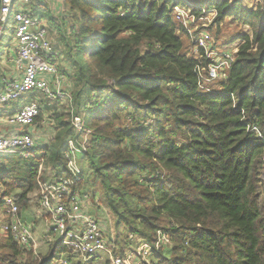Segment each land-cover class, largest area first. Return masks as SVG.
I'll return each instance as SVG.
<instances>
[{"label": "trees", "instance_id": "16d2710c", "mask_svg": "<svg viewBox=\"0 0 264 264\" xmlns=\"http://www.w3.org/2000/svg\"><path fill=\"white\" fill-rule=\"evenodd\" d=\"M63 4L73 11L56 60L72 83L66 116L86 112L84 129L92 135L84 159L116 227L152 244L157 231L167 234L171 255L160 251L153 264H264V138L247 132L255 126L264 137V9L258 0L197 3L216 11L210 28L219 30L226 19L240 28L222 44L235 58L227 78L211 85L216 94L198 87L195 67L209 63L202 49L192 55L193 44L171 15L185 5L180 0ZM47 10L32 4L34 15ZM55 129V141L36 147L32 160L0 157V199L15 192L19 211L28 207L37 180L47 178L36 160L48 168L63 162L60 144L72 134L70 121L61 119ZM55 249L24 255L10 234L0 235V264H53ZM66 256L68 264H85Z\"/></svg>", "mask_w": 264, "mask_h": 264}, {"label": "built area", "instance_id": "2783aa9c", "mask_svg": "<svg viewBox=\"0 0 264 264\" xmlns=\"http://www.w3.org/2000/svg\"><path fill=\"white\" fill-rule=\"evenodd\" d=\"M34 1L0 0V34L10 22L16 43L14 56L10 60L14 72L7 77H0V157L26 161L34 158L32 151L38 147L33 134L42 108L37 98L25 102L21 107H13L12 104L29 93L40 94L51 102L65 100L69 107L72 102L66 89L65 77L53 63L59 53L53 51L48 38V21L32 13ZM37 1L43 7L50 6L49 0ZM180 1L185 5L173 7L171 15L176 25L185 31L187 40L193 44L192 55L202 49L209 63L206 68L201 67L200 62L195 67L198 87L208 94H216L211 85L227 78L235 57L229 48H213L212 43L215 41L210 35L213 29L210 26L216 11H208L187 0ZM258 2L264 9V0ZM194 8L200 11L199 17L195 16ZM51 10L55 15L60 12L56 8ZM209 52L214 53L215 57H209ZM6 108L11 109L3 114ZM70 124L72 134L66 140L62 164L47 168L46 180L36 182L35 191L38 193L34 194V191L27 196L28 204H33L31 207L35 217L44 226L47 241L56 247L58 263L68 264V260L59 252L64 249L66 254L77 257L76 262L104 260L109 264H153L155 254L171 245L168 235L157 231L156 241L152 244L141 237L135 242L136 238L130 234L131 242L127 241L129 247L123 251V256L120 255L119 247L106 238L102 224L90 212L86 194L77 189L78 184L84 181V169L80 163L85 158L92 133L84 129L83 119L79 115L71 114ZM247 132L255 134L259 139L264 138L255 126H248ZM36 161L40 169H43V160L38 158ZM3 194L0 187V196ZM18 198V194L13 192L0 199V235L10 234L24 255L30 250L36 255L34 225L21 218L22 211L18 210L16 203Z\"/></svg>", "mask_w": 264, "mask_h": 264}, {"label": "rangeland", "instance_id": "374dc122", "mask_svg": "<svg viewBox=\"0 0 264 264\" xmlns=\"http://www.w3.org/2000/svg\"><path fill=\"white\" fill-rule=\"evenodd\" d=\"M189 3H192L196 6L197 3H202L205 0H187ZM35 3L39 2L34 1ZM50 6H47L48 10L47 12L43 13L45 15H40L44 18L45 21H48L47 27H48V38L51 41L52 44V49L55 52L60 51V37L64 33H67V28L71 27V17L73 16L72 13L73 11L71 9H68L64 4L63 0H49ZM198 5V4H197ZM42 6V5H40ZM43 7V6H42ZM52 8H56L57 10L59 9L60 12L58 11V15H55L52 12ZM51 10V11H50ZM221 29V32L219 33V37L216 35L218 34V31ZM219 30H215L214 28L210 32V35L214 38L215 43L213 44L214 50L216 49H221L224 45L229 41L232 40V38L240 32V28L234 24L231 23L230 20H225ZM69 30V29H68ZM69 34V32H68ZM184 46L186 44V41L184 42ZM15 39L13 36V31L11 27V23L9 22L4 28L3 33L0 34V63L3 61V65H8L10 66V60L14 55L15 51ZM229 47V46H228ZM60 48V49H59ZM191 50V47L189 49ZM9 54V55H8ZM8 55V56H7ZM209 57L214 58L215 54L214 53H208ZM7 56V57H5ZM57 59L53 61L54 65L57 66ZM64 64V63H63ZM1 65V64H0ZM59 65V64H58ZM66 65V64H65ZM59 67V66H58ZM4 69V68H3ZM7 69V68H6ZM65 84H66V89H69V86H71V81L67 78H65ZM37 98L42 111H41V118L40 120H36L37 126L34 129L35 133L33 134L34 137L36 138V143L37 146L42 148L44 145L48 147V143H53L55 141V138L57 136V131L55 128L58 125V122L61 119H64L66 122L70 121V116H66L67 112H70L71 107H69V103L65 100H55V101H49L45 97H43L40 94L37 93H29L27 94L23 99L18 100L12 104L13 107H21L25 102H30ZM36 102V101H35ZM3 114L5 112H2ZM79 116L83 117L85 119L86 117V112L84 110H81L79 113ZM59 117V119H58ZM45 123H42V122ZM49 123H48V122ZM40 123V124H39ZM69 134H65L63 137L60 147L64 148L65 143H66V138L68 139L70 137ZM68 136V137H67ZM59 141L61 138L58 139ZM78 160H80V155L77 156ZM36 163H38L36 161ZM81 167L84 169V181L83 184L85 183L84 186V194H86L88 198V208L90 209V212L98 218L100 223L102 224V228L104 231V234L106 238L109 241H113L114 245L119 247L120 253L127 249L129 247V235L132 234L136 238L135 242L140 240V236L138 234L132 233L129 230L125 229L123 226L116 227L115 225V216L111 213L110 209L108 208L105 200H104V192L102 190V187L99 183V180L94 177V174L92 173V168L88 165L85 159L81 161ZM39 170L40 167L37 165ZM45 167V168H43ZM43 169H47L48 167L43 165ZM46 171V170H45ZM263 180H264V173H263ZM38 191H35L34 194H37ZM33 205V204H32ZM30 204H28V208H30ZM25 210V209H24ZM23 211V210H22ZM131 242V241H130ZM51 244L47 240H43L42 246L39 248L37 247L36 249V255L39 256H44L48 250ZM171 246L166 247L165 249H162L161 252H163L167 257L171 255ZM116 256L118 254L116 253ZM77 257H74L76 259ZM101 261V262H98ZM55 262H59V257L55 255L53 264ZM81 262V261H79ZM105 261L104 260H97L96 263L92 264H103ZM85 264H90V262L85 263Z\"/></svg>", "mask_w": 264, "mask_h": 264}, {"label": "crops", "instance_id": "0c3cea01", "mask_svg": "<svg viewBox=\"0 0 264 264\" xmlns=\"http://www.w3.org/2000/svg\"><path fill=\"white\" fill-rule=\"evenodd\" d=\"M35 1L37 2V0H35ZM0 64H1L0 65V77H7V76L13 74V72H14V68L13 67L8 66V65H3L4 64L3 61H1ZM10 109L9 108H6L2 112L9 111ZM30 206H32V205H30ZM20 216H21V218L23 220H26V221H29V222L33 223V225H34V243H35L36 247H39L40 248L42 246L43 240L45 241L47 239H46V236L44 235V226H43L42 222L39 221L35 217V214L33 212V207H30V208L25 209V210L23 209V211L21 212V215ZM62 256L65 259H67L66 254H63ZM73 260L74 261H77V258L76 259H73ZM98 262H101V261H98Z\"/></svg>", "mask_w": 264, "mask_h": 264}]
</instances>
